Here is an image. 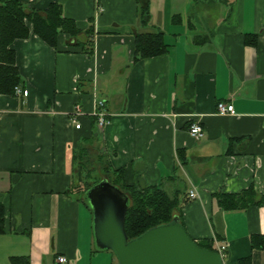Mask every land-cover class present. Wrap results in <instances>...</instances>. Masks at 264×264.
<instances>
[{
  "label": "crops",
  "instance_id": "obj_1",
  "mask_svg": "<svg viewBox=\"0 0 264 264\" xmlns=\"http://www.w3.org/2000/svg\"><path fill=\"white\" fill-rule=\"evenodd\" d=\"M18 1L62 5L79 29L93 30V53L69 48L65 34L57 48L33 31L11 45L28 96L0 95V264H84L98 252L73 154L100 100L103 150L126 184L181 192L193 240L226 247V264L248 256L264 264L250 243L264 235V207L224 211L216 198L250 187L264 195V0ZM152 31L169 51L135 61V35ZM219 102L234 113L220 115ZM77 104L80 130L71 122ZM196 123L198 140L189 133Z\"/></svg>",
  "mask_w": 264,
  "mask_h": 264
},
{
  "label": "trees",
  "instance_id": "obj_2",
  "mask_svg": "<svg viewBox=\"0 0 264 264\" xmlns=\"http://www.w3.org/2000/svg\"><path fill=\"white\" fill-rule=\"evenodd\" d=\"M141 24H148V12L141 10ZM32 30H31V27ZM31 31L53 48L58 47L59 36L68 35L67 46L93 53V30L83 31L76 23L64 16L62 5L51 4L46 10H36L18 0L0 1V95H16V88L23 84L22 76L16 65V53L11 48L17 39H27ZM247 43L255 44L254 39ZM165 34L161 31L137 33L135 35V61L156 57L169 51ZM92 132L83 136L80 145L73 154L75 163L76 189L82 194L83 202L87 192L106 179H95L91 184L96 168L93 167L92 151L97 152L96 162L103 164L102 171L107 174L112 185L118 187L130 198L126 215L125 229L129 240L138 237L147 230L167 224L175 216H181L182 193L167 192L161 186L138 188L127 185L123 170H114L103 150V132L97 128V119H92ZM218 204L224 211L244 210L250 206L264 207V195L253 187L239 194H218ZM88 206V205H87ZM89 208V207H88ZM90 210V209H89ZM91 211V210H90ZM4 232V209L0 205V233ZM202 248L215 251L211 242H197ZM253 251H264V235L250 238ZM99 252V251H98ZM13 264H30L29 257H12ZM118 264V263H116ZM237 264H252V257L241 258Z\"/></svg>",
  "mask_w": 264,
  "mask_h": 264
},
{
  "label": "water",
  "instance_id": "obj_3",
  "mask_svg": "<svg viewBox=\"0 0 264 264\" xmlns=\"http://www.w3.org/2000/svg\"><path fill=\"white\" fill-rule=\"evenodd\" d=\"M85 201L96 250L111 251L118 264H225L218 252L200 247L189 236L179 216L129 240L125 222L130 198L107 180L92 187Z\"/></svg>",
  "mask_w": 264,
  "mask_h": 264
},
{
  "label": "built area",
  "instance_id": "obj_4",
  "mask_svg": "<svg viewBox=\"0 0 264 264\" xmlns=\"http://www.w3.org/2000/svg\"><path fill=\"white\" fill-rule=\"evenodd\" d=\"M16 95L27 97L28 91L22 90L20 87L16 88ZM95 113L94 117L97 119V128L101 131H103L104 127L109 123V120L107 119V113L105 111V102L100 100L96 103L95 107ZM217 111L220 115H228L234 113V106L232 104H228L226 102H219L217 104ZM83 116V111L81 109V106L77 104L75 106V109L71 115V122L75 125V128L77 130H80L82 128V125L80 123V117ZM189 133L195 138V139H201L204 137V129L199 124H193L190 127ZM191 198H196V194L191 192L190 193ZM217 251L220 253V255L225 258L226 256V247H218ZM59 263H66L67 259L65 257H59L58 258Z\"/></svg>",
  "mask_w": 264,
  "mask_h": 264
},
{
  "label": "rangeland",
  "instance_id": "obj_5",
  "mask_svg": "<svg viewBox=\"0 0 264 264\" xmlns=\"http://www.w3.org/2000/svg\"><path fill=\"white\" fill-rule=\"evenodd\" d=\"M91 153H92L93 159H94L93 167L96 168V172L93 175L92 180H90L91 181L90 183L92 184L93 180H95L97 178L100 179V180H102V179H106L107 180V178H108L107 174L104 173L102 171V169H101L104 163L101 164L100 162H98V163L96 162L97 152L92 151ZM87 207L85 206V209L88 210ZM87 260L88 261L84 262V264H91V263H93V264H116V263H118L116 257L114 256V254L111 251L95 252L94 254L89 256L87 258ZM70 264H73V263H70Z\"/></svg>",
  "mask_w": 264,
  "mask_h": 264
}]
</instances>
